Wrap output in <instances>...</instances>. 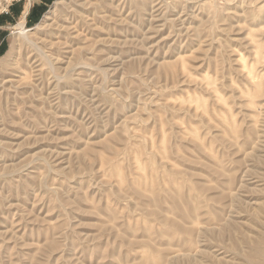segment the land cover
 Here are the masks:
<instances>
[{
    "label": "rangeland",
    "instance_id": "obj_1",
    "mask_svg": "<svg viewBox=\"0 0 264 264\" xmlns=\"http://www.w3.org/2000/svg\"><path fill=\"white\" fill-rule=\"evenodd\" d=\"M23 1L0 264H264V0Z\"/></svg>",
    "mask_w": 264,
    "mask_h": 264
},
{
    "label": "crops",
    "instance_id": "obj_2",
    "mask_svg": "<svg viewBox=\"0 0 264 264\" xmlns=\"http://www.w3.org/2000/svg\"><path fill=\"white\" fill-rule=\"evenodd\" d=\"M54 0H25L23 2H20L23 6V11L21 18L24 21L26 25H34L44 15L46 8L49 6L51 2ZM19 8H17V5L14 4L9 9L8 14H4L0 16V26L3 24H6L8 21L13 20V16L19 15Z\"/></svg>",
    "mask_w": 264,
    "mask_h": 264
},
{
    "label": "built area",
    "instance_id": "obj_3",
    "mask_svg": "<svg viewBox=\"0 0 264 264\" xmlns=\"http://www.w3.org/2000/svg\"><path fill=\"white\" fill-rule=\"evenodd\" d=\"M16 0H0V15L8 14L9 9Z\"/></svg>",
    "mask_w": 264,
    "mask_h": 264
},
{
    "label": "bare ground",
    "instance_id": "obj_4",
    "mask_svg": "<svg viewBox=\"0 0 264 264\" xmlns=\"http://www.w3.org/2000/svg\"><path fill=\"white\" fill-rule=\"evenodd\" d=\"M223 11V10H222ZM245 12V11H244ZM217 14V13H216ZM244 16V15H243ZM254 22V21H253ZM228 26V25H227ZM251 28V27H250ZM223 29V28H222ZM16 30L22 31L23 30V25L19 24L18 26H16ZM213 34V33H212ZM212 41V40H211ZM227 50V49H226ZM242 57V56H241ZM252 74V73H251Z\"/></svg>",
    "mask_w": 264,
    "mask_h": 264
}]
</instances>
